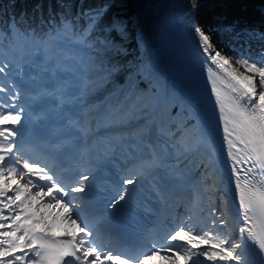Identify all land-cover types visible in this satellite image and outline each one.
<instances>
[{"label": "snow or ice", "instance_id": "obj_1", "mask_svg": "<svg viewBox=\"0 0 264 264\" xmlns=\"http://www.w3.org/2000/svg\"><path fill=\"white\" fill-rule=\"evenodd\" d=\"M0 5V264H264V51L212 43L264 31H206L202 0H173L155 28L185 46L169 88L128 46L150 20Z\"/></svg>", "mask_w": 264, "mask_h": 264}, {"label": "trees", "instance_id": "obj_2", "mask_svg": "<svg viewBox=\"0 0 264 264\" xmlns=\"http://www.w3.org/2000/svg\"><path fill=\"white\" fill-rule=\"evenodd\" d=\"M32 1V0H28ZM28 1H26L28 3ZM236 8H226V9H217L214 13L210 15H203L204 18H200V20L207 25L205 28L207 31H209L210 28H214L212 23H216L217 25H222L224 23H237V27L247 28L251 29L250 24L256 28H258L256 31H263L264 30V1L261 0H251L247 1L245 6L241 8V10L250 11L252 13H256L257 16L254 18H246L235 15V13H239L238 10H235ZM259 11V12H258ZM110 15V14H109ZM108 15V16H109ZM259 15V17H258ZM263 15V16H262ZM238 19V20H236ZM212 40L216 43L217 47L222 49L223 51H227L226 48H224V45H227V48H231L232 38L225 37L223 33H219V38L216 34L212 35Z\"/></svg>", "mask_w": 264, "mask_h": 264}, {"label": "bare ground", "instance_id": "obj_3", "mask_svg": "<svg viewBox=\"0 0 264 264\" xmlns=\"http://www.w3.org/2000/svg\"><path fill=\"white\" fill-rule=\"evenodd\" d=\"M151 1L154 2V0ZM209 1H213V0H202V4L204 5ZM171 3H173V0H158L157 7L160 8L159 11L161 12L158 14L155 13L153 14L150 10L149 5L144 4L143 0H137V2L132 0V2H130L129 4L130 7H128V11L130 14L127 16V18H131L132 21H135L136 17L150 20L152 26L151 30L148 32V35H150L151 33H155L156 25L160 22V20L163 18L164 13L167 11L166 6ZM130 29L131 30L129 31V39H131V37L132 38L134 37L138 41L139 29L135 26L134 23L130 24ZM154 83L156 84L155 81ZM160 105L161 106L166 105V102L163 100L162 97L160 99Z\"/></svg>", "mask_w": 264, "mask_h": 264}, {"label": "rangeland", "instance_id": "obj_4", "mask_svg": "<svg viewBox=\"0 0 264 264\" xmlns=\"http://www.w3.org/2000/svg\"><path fill=\"white\" fill-rule=\"evenodd\" d=\"M136 2H137V0H136ZM146 2H151L150 0H143V3L144 4H146ZM154 5H158V0H154ZM129 4H130V0L129 1H127V2H122L120 5L119 4H117V7H118V11L117 12H114L113 13V15L114 14H116V13H121V12H123V14H124V16L127 18V16L130 14L129 13V11H128V7H130L129 6ZM153 5V6H154ZM155 12V11H154ZM131 29H130V27H129V31H130ZM129 42H131V46H129V47H131V48H133V49H136V47H137V40L133 37H131V39H129ZM147 92H148V90H147Z\"/></svg>", "mask_w": 264, "mask_h": 264}]
</instances>
